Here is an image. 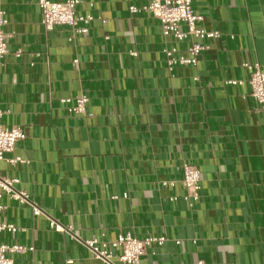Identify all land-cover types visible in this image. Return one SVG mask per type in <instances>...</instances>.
Returning <instances> with one entry per match:
<instances>
[{
    "label": "crops",
    "instance_id": "1",
    "mask_svg": "<svg viewBox=\"0 0 264 264\" xmlns=\"http://www.w3.org/2000/svg\"><path fill=\"white\" fill-rule=\"evenodd\" d=\"M147 3L83 0L78 13L94 20L70 42L67 27L45 30L38 0H0L15 33L0 67L1 123L27 135L6 156L25 162L0 172L43 210L0 198V224L18 228L0 244L34 248L12 254L17 264H105L85 242L127 233L167 239L141 264H264V108L244 68L264 73V0H193L198 27L220 37L197 66L172 72L164 50L187 55L188 45L163 35ZM81 95L87 114H73L62 100ZM185 163L201 172L195 202Z\"/></svg>",
    "mask_w": 264,
    "mask_h": 264
},
{
    "label": "built area",
    "instance_id": "2",
    "mask_svg": "<svg viewBox=\"0 0 264 264\" xmlns=\"http://www.w3.org/2000/svg\"><path fill=\"white\" fill-rule=\"evenodd\" d=\"M83 0H66L64 3H55L50 0H38V5L42 12V25L47 32H52L58 26L70 29V42H74L77 37L88 32V28L94 18L90 15L84 16L78 13V7ZM93 6V5H91ZM131 14L140 13L136 6H130ZM144 10L156 18L160 24L165 37H171L178 43L188 45L184 55L177 48L165 49L167 66L172 72L175 68L185 65L197 66L200 56L208 50V41L220 37L218 32H213L198 25L203 21V17L197 15L193 8V0H148ZM9 24L7 13L0 10V67L3 60L9 54L8 41L15 33H7L6 27ZM20 53H18L19 56ZM137 53L131 52V56ZM244 68L249 73L248 84L251 92L250 96L264 108V73L259 64H244ZM229 85L242 84V82H228ZM62 103L68 105L69 111L77 115L87 114L88 97L81 95L74 99H63ZM3 113L0 112V164L8 162L12 166L24 163L21 158H6L14 154L19 143L26 141L27 135L23 128L14 126L6 128L2 125ZM181 183L188 191L187 201H197L200 198L201 172L198 168L185 163L183 165V176ZM18 179L4 176L0 172V198L9 195L15 201L30 205L35 216L43 214V210L34 204L27 193L18 191L16 185ZM5 208L0 205V213ZM50 227L60 233L69 232V228L50 219ZM7 230L11 233L18 232V228L13 225L0 224V232ZM166 238L148 237L138 239L132 233L122 234L114 242L108 243L100 240H89L85 244L93 251L96 258L105 264H141V258L146 250L153 245H163ZM119 250L120 253L115 252ZM34 251L32 247L23 245L0 244V264H17L10 256L12 254L23 255ZM199 264H204L200 262Z\"/></svg>",
    "mask_w": 264,
    "mask_h": 264
}]
</instances>
